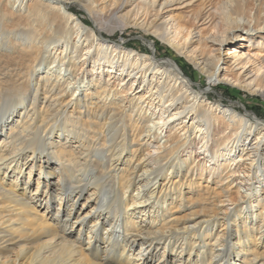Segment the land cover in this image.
<instances>
[{
	"label": "bare ground",
	"instance_id": "bare-ground-1",
	"mask_svg": "<svg viewBox=\"0 0 264 264\" xmlns=\"http://www.w3.org/2000/svg\"><path fill=\"white\" fill-rule=\"evenodd\" d=\"M205 79L264 106V0H0V264H264V121Z\"/></svg>",
	"mask_w": 264,
	"mask_h": 264
},
{
	"label": "rangeland",
	"instance_id": "rangeland-1",
	"mask_svg": "<svg viewBox=\"0 0 264 264\" xmlns=\"http://www.w3.org/2000/svg\"><path fill=\"white\" fill-rule=\"evenodd\" d=\"M72 12L78 14L83 19V22L91 26L92 20L87 16V14L78 6L76 3H71ZM103 36L105 38L119 42L126 50H136L138 53L144 54H152L154 50H156V57L159 60H164L166 58H171V51L169 47L162 43L157 38L143 34L141 30L135 28L128 29H116L115 31L104 30ZM171 55V56H170ZM178 57V56H177ZM185 66L183 67L184 71L190 75L193 79L195 78V68L192 64H187L183 58H181ZM196 82V80H195ZM202 83V84H201ZM212 83V84H211ZM209 85L215 87L213 90H210ZM195 88H203L207 92V96L211 101H220L223 105H231L237 108V110L244 114L245 110L248 111L250 115L256 114L261 120L264 121V106L261 102L253 101L247 99L249 97L238 96L236 93L231 91L227 85L225 84H213V82H209V80L205 79L203 82L197 81L194 84ZM243 103L246 104L245 110L243 109Z\"/></svg>",
	"mask_w": 264,
	"mask_h": 264
}]
</instances>
